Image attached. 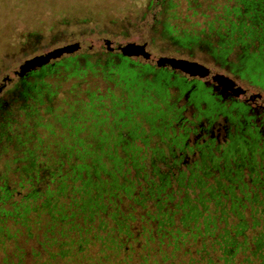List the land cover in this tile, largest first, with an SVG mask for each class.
I'll list each match as a JSON object with an SVG mask.
<instances>
[{"label": "flooded vegetation", "instance_id": "flooded-vegetation-1", "mask_svg": "<svg viewBox=\"0 0 264 264\" xmlns=\"http://www.w3.org/2000/svg\"><path fill=\"white\" fill-rule=\"evenodd\" d=\"M172 1L176 9H172ZM184 3L182 6L174 0H151L147 6L150 10L156 7L161 16L153 15L158 23L155 37L164 43L157 59L196 63L202 67L198 68L199 73L196 67L186 73L168 61L158 64L144 43L135 44L145 46L150 54L148 60L123 55L120 45L111 40L113 50H109L104 43L106 39L98 42L102 55L94 61L86 59L81 64L77 57L73 62L75 66L81 64L79 68L87 73L86 77L100 74L102 83H105L102 72L107 71L111 80L107 87H111L115 96L127 97L126 90L119 85L122 82L118 72L123 67L127 75L123 77L124 83L132 87L129 92L133 95L140 90L145 92L137 98L138 103L155 110L159 119H163L150 135L148 146L136 142L143 148L139 178L130 166L125 168L128 185L141 191L142 196L110 199H174V205L186 200L198 208L189 227L201 230L210 212H225L226 221L219 220L216 231L223 236L226 226L235 224L240 216L250 248L256 250L254 239L262 237L260 248L264 251V5L252 6L256 11L249 18L247 9L233 0ZM177 10L183 11L188 19L169 18V12ZM168 22L175 27V36L165 30ZM197 23L204 24L197 26ZM70 61L62 56L48 65L64 63L67 68ZM4 88L0 89V102L8 96L6 91L3 97ZM154 171L157 174L152 177ZM150 189H158L159 194H151ZM207 199H222L223 204L216 207L207 203ZM230 199H237L236 210L230 208ZM142 227L147 236L151 224L146 220ZM179 227L176 223L174 230ZM243 235L238 237L239 241H244ZM179 241V250L173 251V256V249L162 247L169 256L165 264H174L177 254H181L182 264H189L190 255L184 256V251L194 252L195 257L196 249H201L204 243L206 253L215 260L219 257V247L213 246V240H204L202 236L196 241L190 237L184 240L181 236ZM260 259L249 254L243 259V254H239L229 263L258 264Z\"/></svg>", "mask_w": 264, "mask_h": 264}, {"label": "trees", "instance_id": "trees-1", "mask_svg": "<svg viewBox=\"0 0 264 264\" xmlns=\"http://www.w3.org/2000/svg\"><path fill=\"white\" fill-rule=\"evenodd\" d=\"M236 2L247 9L249 18H251L250 14L256 11L252 6L263 7L258 0ZM171 4L172 9H176L173 1ZM178 17L176 11L169 12V18L172 20H180ZM185 18L188 19V16ZM203 24L197 23V26ZM165 30L171 36L176 35L175 27L169 22L166 23ZM39 36L40 34L33 33L29 34L27 39L33 38L36 41ZM75 61L76 59L73 58L69 63L75 72L73 74L67 72V75L73 76L72 78L71 75L67 76V80H83L86 77L87 73L77 72L80 68L78 65H73ZM60 64L47 65L41 71H31L20 77L16 86L8 91L7 99L0 102V148L5 151L9 148L24 149L23 158L14 160L15 163H23L21 168L23 176L17 188L10 187L6 181L0 185V224L10 218L15 224L26 229L24 241L14 242L11 249L4 250L6 258L2 264H34L35 258L41 259L40 251H46V244L40 242L39 249L31 242L32 238L36 239L27 227V216L32 211L45 212L50 217L49 223L45 226V241L50 240L48 234L52 236L58 225L64 223L68 229L64 227L60 229L61 235L69 238L70 233L76 231L79 238L70 239V243H61L53 237L50 242L57 247V252L49 253V259L41 264H52L51 259L58 256L65 257L72 254V251L79 252L84 243L91 242L110 244L115 250L117 259H120L118 264L127 261L135 262L134 264H165L169 261V256L163 252L162 247L173 249L171 250L173 256V251L179 250L178 242L181 236L184 240L190 237L194 241L202 236L204 240H213V246L219 247L217 258L219 261L206 253L205 243L201 249H196L195 257L192 254L194 252L184 251V256L190 255L189 264H222L223 260H226V264H230L229 261L239 254H243V259L246 254L255 258L259 256L262 260L260 259L258 264H264V251L260 248L262 237L254 239L258 248L252 250L249 246L250 239L243 235L244 223L240 216L237 217L235 224L226 226L223 236L217 235L216 231L218 221H226L223 219L225 212H210L201 230L200 227H189V222L198 212V208L196 205L193 207L186 200L174 205L172 204L174 199H110L142 196L141 191L128 185L129 179L124 176L125 168L130 166L136 178H139L142 172L139 160L143 148L136 145V142L148 146L149 137L156 131V125L163 123V119H159L155 110L143 108L138 103L139 100L136 98L144 95L145 92L140 90L134 95L131 94L129 89L132 87L126 86L123 77L121 82L124 87L122 84L119 85L122 90H126L127 97L115 96L108 86L105 94L98 90L88 97L80 117L76 114L70 117L63 116V127L68 128L69 135L73 137V146L67 147L68 161L65 169L61 155L49 157L48 148L43 145L40 136H37L36 145L31 149L29 145L35 138L33 129L38 128L45 132L50 128L48 122L53 116L50 101L58 92V88L53 87L52 81L58 76V69L62 73L65 72ZM102 73L105 84L111 83L107 71ZM74 89L75 87L71 90ZM14 112L18 121L12 118ZM67 122L70 124L68 125ZM88 123L91 127L87 139L78 140L76 136L83 131L82 129L88 128ZM103 159H106L105 163ZM156 174L154 171L152 177ZM78 183L80 186H75ZM69 187L73 194L82 193V198L81 201L72 202L71 207H74L75 213L68 216L64 206L58 205L56 201L61 195L68 193ZM150 193L159 194V190L150 189ZM15 196L19 197V200L14 201ZM207 200V203L216 207L223 204L222 199ZM230 200V208L236 210L237 199ZM199 201L204 200L199 199ZM76 210L83 216L82 224L76 223ZM146 220L151 224L147 236L142 227ZM176 223L180 227L174 230ZM188 227V230H183ZM95 231L106 233V238L94 236L89 240L88 235L85 239L82 238L81 233L92 234ZM241 235L244 241L238 240ZM0 237L9 241L13 239L1 225ZM36 243L38 244V239ZM214 252L216 253L215 249ZM240 264H243V261Z\"/></svg>", "mask_w": 264, "mask_h": 264}, {"label": "rangeland", "instance_id": "rangeland-1", "mask_svg": "<svg viewBox=\"0 0 264 264\" xmlns=\"http://www.w3.org/2000/svg\"><path fill=\"white\" fill-rule=\"evenodd\" d=\"M150 1L0 0V89L5 86L3 97L6 96V91H9L18 80L15 76V71L19 69V66L25 60L46 54L57 48H63L66 45L78 44L79 49L74 53L64 54L63 58L75 59L78 57L77 59L81 64L86 59L94 61L96 56L102 55V48L98 47V42L103 39L115 42L114 45L144 43L148 52L156 60L159 56V49L164 46V43L155 37L154 31L158 27V23L153 15L159 16V10L156 7L151 10L147 8ZM174 1L185 6V0ZM258 2L264 5V0H258ZM176 13L179 17L185 16L183 11L177 10ZM33 33L40 34L38 40L27 39V36ZM83 55L88 58H84ZM60 66L64 68L65 72L62 73L58 69V76H55L53 81L51 80L53 87L58 88V92L51 97L50 101L53 116L48 122L49 132H44L38 128L33 129L32 132L35 138L29 147L33 149L36 145L37 136H40L43 140V145L48 148L47 154L50 155L49 157L57 154V156L61 155L65 169L68 161L67 147L73 146V137L69 135L68 128L63 127V116L67 115V117H70L76 114L80 117L88 97L98 90L105 94L107 84L101 82L100 74L89 75L83 80H67V76L71 75H67V72L73 74L75 71L68 63L67 68L64 63H61ZM77 72L85 73L84 70H78ZM118 73L120 77L127 76L123 67ZM73 87L75 89L71 90ZM75 100H77V103H75ZM12 118L19 120L15 112ZM67 124L69 125L70 122H67ZM88 124V128L82 129L83 131L76 136L78 140L87 139L89 128L91 127V124ZM104 130L106 131V128ZM23 151L24 149L22 148L16 150L9 148L7 151L0 148V185L6 181L10 187L17 188L23 176L21 170L23 163H15L14 160L22 159ZM105 161L106 159H103V163ZM75 186H80V183ZM81 195L82 193L73 194L71 187H69L68 193L61 195L56 203L64 206L69 216L75 213L74 207H71L72 202L79 201L82 198ZM16 200H19V197L15 196L14 201ZM82 217L76 210V223L82 224ZM27 218L28 229L38 239V244L34 238H32L31 242L39 249L40 242L47 245L46 251H40L41 259L39 257L35 258L34 264L45 263L49 259V253L57 252V247L50 242L53 237H56L61 243H70V239H79L76 231H72L70 235L68 234L69 238L61 235L60 229H63V227L68 229V227L64 226V223L58 225V229L54 230L52 236L48 234L50 240L45 241L44 232L45 226L49 223V215L45 212L32 211ZM0 225L13 238L11 241L7 239L5 241L4 238L0 237V264H2L6 258L4 250L11 249L14 242L24 241L26 239V229L15 224L10 218L4 220ZM109 226H111L110 223ZM81 235L84 239L88 235L89 240L94 236L103 238L107 236L106 233L102 234L97 231L92 234L84 232ZM119 260L110 244L102 245L101 243L91 242L90 244L84 243L82 250L79 252L72 251V254H68L65 257L58 256L50 261L52 264H118ZM173 262L174 264H182L181 254H177Z\"/></svg>", "mask_w": 264, "mask_h": 264}, {"label": "water", "instance_id": "water-1", "mask_svg": "<svg viewBox=\"0 0 264 264\" xmlns=\"http://www.w3.org/2000/svg\"><path fill=\"white\" fill-rule=\"evenodd\" d=\"M105 46L109 48V50H113L111 41L106 39L104 40ZM79 45L78 44H71V45H66L63 48H57L54 49L51 52H48L46 54L34 56L33 58L25 60L20 66L17 71H15V74L18 77H23L25 74L28 72H31L37 68H40L42 66L48 65L52 63L54 60H57L58 58H61L64 54H70L78 51ZM119 51L126 56H140L144 58L145 60H148L150 58V54L145 50L144 45H138L135 43H127L125 45H120ZM171 62L172 65L175 67L180 68L176 63H186L190 64L193 66H196L198 68H202L200 65L196 63H191L187 62L184 60H175V59H167V58H158L156 59V62L158 64L163 63V62ZM182 69V68H180ZM183 70V69H182ZM185 71V70H183ZM186 72V71H185ZM187 73V72H186ZM191 74V73H189ZM194 76H197V74H193Z\"/></svg>", "mask_w": 264, "mask_h": 264}, {"label": "bare ground", "instance_id": "bare-ground-1", "mask_svg": "<svg viewBox=\"0 0 264 264\" xmlns=\"http://www.w3.org/2000/svg\"><path fill=\"white\" fill-rule=\"evenodd\" d=\"M176 65H178L180 68H183L185 71H193L194 67L196 66H193V65H190V64H186V63H176ZM196 72L199 71L198 67H196ZM199 73V72H198Z\"/></svg>", "mask_w": 264, "mask_h": 264}]
</instances>
